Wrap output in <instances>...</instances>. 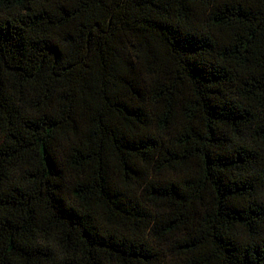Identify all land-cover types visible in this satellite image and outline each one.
<instances>
[{
    "label": "trees",
    "instance_id": "1",
    "mask_svg": "<svg viewBox=\"0 0 264 264\" xmlns=\"http://www.w3.org/2000/svg\"><path fill=\"white\" fill-rule=\"evenodd\" d=\"M0 264H264V0H0Z\"/></svg>",
    "mask_w": 264,
    "mask_h": 264
}]
</instances>
